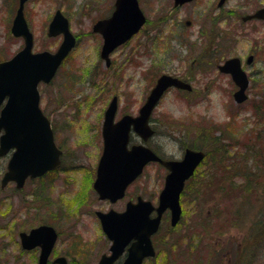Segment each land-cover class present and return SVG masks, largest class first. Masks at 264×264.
<instances>
[{
  "label": "rangeland",
  "instance_id": "374dc122",
  "mask_svg": "<svg viewBox=\"0 0 264 264\" xmlns=\"http://www.w3.org/2000/svg\"><path fill=\"white\" fill-rule=\"evenodd\" d=\"M114 1L31 0L25 4L26 19L34 38V52H53L59 45L60 36L48 38L46 35L47 25L57 9L68 19L70 31L79 39L53 80L47 85H39L40 108L49 118L55 141L64 154L57 171L60 174H51L43 185L47 188L44 196L37 194L36 197L39 204L51 205V214L54 209L72 206L76 197H82L81 185L77 187L72 182L94 170L102 150L103 113L112 97H118L115 118L127 108L134 116L137 112L133 113L132 108L144 101L160 74L184 79L189 73L195 90L193 95H178L171 89L164 95L151 117V123L155 122L160 134L177 126L179 130H185L194 148L206 150L210 145L209 137H217L227 145L223 148L229 155L236 156L234 152L237 151V156L240 152L244 156L243 143H252L251 129L257 127L250 113L255 102H264V78L252 79L247 91L248 100L238 106L231 97V83L213 66V60L218 63L234 56L245 57L251 53L253 44L258 55L264 57V30L255 32L236 26V0H228L219 9L218 16H213L219 13L217 0H194L177 8L173 7V0H137L146 24L127 44L110 55L114 67L107 71L97 54L102 42L98 35L92 34L91 27L99 17H108L112 13ZM16 8L17 0H0V61L13 56L23 44L20 38L10 33ZM186 21L190 22L189 26ZM195 59L199 61L198 65L191 63ZM202 59L204 61L200 63ZM254 65V70L260 67L258 62ZM187 108L200 110L189 115ZM196 117L200 118L199 121ZM258 128H264V125ZM203 131L208 132L206 138L201 137ZM160 134L150 141L149 146L156 151L173 152L175 145ZM256 150V157L250 155L249 162L257 165L258 180L250 189L244 188L246 180L242 175L228 170L225 162L233 161L230 156L218 169L237 187L229 196L213 193L210 181L215 175L209 167L207 175H196L189 181L179 224L172 228L169 222L166 223L158 235L156 241L160 248L155 264H229L228 258L231 264H235L239 256L244 260L237 264H264V237L254 238L257 233L264 236V136L256 141ZM8 159L9 155L0 158V176L6 170ZM235 161L237 170L242 169V161ZM207 164L210 166L211 163ZM142 175L146 178L143 196L155 201L163 187L164 170L148 165ZM31 189L32 186L28 185L19 194L12 192L11 187L0 189V264H29V257L21 253L18 233L26 231L30 225H38L40 220L28 218L27 223L23 214L19 220L12 219V214L14 211L25 212L35 202V196L29 195ZM83 196L92 206L94 195L84 192ZM217 198L221 201H216ZM55 204L59 206L55 208ZM103 207L102 203L96 205L98 209ZM54 223L55 219L49 217V224ZM73 230L75 235L84 239L93 240L103 235L88 219H83ZM74 251L67 247L70 257ZM85 260L91 261V256L86 255Z\"/></svg>",
  "mask_w": 264,
  "mask_h": 264
},
{
  "label": "water",
  "instance_id": "95a60500",
  "mask_svg": "<svg viewBox=\"0 0 264 264\" xmlns=\"http://www.w3.org/2000/svg\"><path fill=\"white\" fill-rule=\"evenodd\" d=\"M27 1L18 0V8L10 28L12 36L23 39V47L9 60L0 62V157L13 149L1 186L15 181L17 188L23 186L27 176L34 178L59 166L60 151L54 143L50 122L39 108L37 86L40 82L47 84L51 81L75 45V37L70 32L67 18L57 10L48 24L47 36L62 35V42L55 52H33V35L23 13ZM191 1L173 0V5L177 7ZM224 2L225 0H219L217 6L221 7ZM252 18H264V8L244 19ZM145 21L137 0H115L111 16L98 20L93 25V32L99 33L103 39L100 57L106 61L107 66L110 52L135 35ZM189 24L190 22H186V25ZM218 69L230 74L238 87L233 94L235 102L245 101L249 81L240 67L239 59L230 58ZM169 87L191 89L184 81L163 74L148 94L138 116H124L117 123H113L117 109L116 97L112 98L104 113L101 130L103 151L97 166V178L93 183L100 199H109L112 202L120 199L126 186L140 175L148 162L160 161L169 169V174L165 177L164 187L159 195L155 218H149L153 210L151 203L140 198L136 205H127L121 214L113 211L98 214L103 232L112 241L110 250L113 253L111 257L103 256L98 264H111L132 239L135 240V249L130 252L124 264H140L144 257L154 256L150 237L158 229L162 212L167 208L171 211L172 226L179 220V194L184 181L193 174L204 153L187 149L183 160L163 162L143 145L127 148L131 126L144 142L153 134L148 125L149 117ZM20 238L25 249L35 246L42 248L39 264H44L56 239V233L49 226H40L32 229L29 234L20 233ZM56 262L65 264L62 258Z\"/></svg>",
  "mask_w": 264,
  "mask_h": 264
},
{
  "label": "flooded vegetation",
  "instance_id": "af4514ba",
  "mask_svg": "<svg viewBox=\"0 0 264 264\" xmlns=\"http://www.w3.org/2000/svg\"><path fill=\"white\" fill-rule=\"evenodd\" d=\"M214 1L215 0H213V2ZM217 1H216V3H217ZM227 1L228 0H226L225 3ZM236 2H237V7H236L237 12L235 13L233 11V13H235L234 15H235L236 19H238L236 22V26H239L240 29H250L252 31L256 30L255 32L263 31L264 30V19H247V20H244V18L247 16L253 15L258 9L264 8V0H236ZM228 13H231V11ZM215 15L216 16L220 15V10H219L218 14H214L213 16H215ZM104 18H106V17L101 16L97 20L104 19ZM223 19H225V17ZM93 24H92V26H93ZM91 32H92V27H91ZM92 34L98 35L100 37V42H102V38L99 34L93 33V32H92ZM101 44L98 46V50H97L98 55L100 54ZM251 47H252L251 53L247 54L243 58L238 57L240 60L241 68L247 74V77H248L249 82H250L249 83L250 86L252 85V82H253L252 79H254V77L264 78V57H261V55H258V52L256 50V45L253 44ZM263 49H264V45H263ZM109 57H110L109 66L106 67V68H108L107 71H109L110 69H112L114 67V61H112L111 56H109ZM259 57H261L262 59L259 60ZM202 61H204V60L203 59L200 60V63ZM224 61L225 60L217 63L216 60H213V66L215 67V69L217 70V72L220 76L227 78L228 81L231 83V86H232L231 96H232L233 92L237 88L233 84L231 76L229 74L222 73L218 70V65L223 63ZM256 62H258L260 64V67H258L257 69L254 70V67H255L254 63H256ZM191 63L192 64L197 63V65H198L199 61L195 59V60H192ZM103 64L105 66L104 62H103ZM136 67H138V66H136ZM110 73H112V72H110ZM142 76H143V73H142ZM192 78H193L192 75L188 73L187 77H185L184 79L187 80L192 86V83L194 81V80H192ZM193 92H194V88L192 87L191 93H193ZM117 101H118V97H117ZM141 104L137 108H132V112L138 113V110H139ZM195 110H200V109H197V108H187L186 109V111L188 112L189 115H192V113ZM130 112H131V110L129 108H127L125 113H123L119 118L118 117L115 118V121L119 120L123 115H130ZM116 115H117V113H116ZM199 117H201V116H199ZM196 118H197V121H199L200 118H198V117H196ZM191 119H194V118H191ZM171 126H173V125H171ZM152 127H153L155 133H154V136L150 139V141L156 135L160 134L159 131H156L155 122H153ZM176 127L170 128L169 132L164 131V133L160 134V135H163L164 137H167V139H169L175 145L174 150L171 153H167L164 150L155 151L156 154L162 160H173V161L181 160L183 158L185 151L187 149H190L193 147V146H191L190 141L187 139V135H186L185 130L183 128H181V130H179ZM207 135H208V132H206V131L201 132L202 138H206ZM135 137L136 136L134 134H131V142L132 143H138L137 141H135L136 140ZM198 142H200V141H198ZM150 164L154 165L157 169H163L164 170V177H165V175L167 174V170L162 165H160L159 163H150ZM206 169H208V164H207L206 155H205V158L200 162V164L196 168L194 174L184 181V186H183V189L180 193V200H179L182 212H183V207H182L183 206V197H184V193L187 190V187H189V185H188L189 181L191 179H193L196 175H207L208 172H206ZM95 170H96V165H95L94 170L91 172L90 175H81L77 181L73 180L72 184H74L75 186L78 187V185H81L82 189L79 191L83 192L82 197L80 199L78 197H76V199H75L76 202L72 206H70V207L64 206L63 208L65 210L61 209V208H57L56 210L54 209V211H53L54 213L51 214L50 210H49L50 209L49 207L51 205H47L44 203L39 204L37 199L35 198V202H33L29 208L27 207L25 212H23V211H20V213L16 212V211L13 212L12 219H15V220H19L20 218H18V217L21 216L22 214H23V217H22L23 220L26 221L27 223H28V218L35 219L37 217L40 220V221L38 220L39 221L38 225H36V226L30 225L26 231L22 230L20 232L27 233L31 229L38 227L39 225H50L54 228L57 237H56V240L53 244V248L51 249V252L49 253V255L47 257L45 264H58L56 262V260L58 258H61V257L65 258L66 264H97L103 255H107V256L111 255L110 247H111L112 243L104 235H102V238H94L93 240L89 237H88V239H84L81 236L75 235L74 234L75 230H73V229L79 227L81 225V222H83V219H88V220L92 221L93 223H95L101 231L100 222H99V219L97 217V212L106 213L110 210H113L117 213H121L125 210L128 202H136L138 197H141L142 199L146 200L143 196L144 191H145V180H146V178H144L145 175H138V177L135 178V180L126 187L125 195L121 199H119L113 203L109 202L108 200L98 199L96 193L93 191V188H92V184L96 178ZM51 174H52V176H58L60 174V172H58V173L57 172L44 173L43 176L37 177L34 179L27 178L24 181V185L21 189L17 188L16 182H14V181H10L7 184H5L4 186H1V180H2V176H3V174H2L0 176V189H5L6 187H11L12 192H14L15 194H19L25 187H27L29 185V187L32 186V189L30 190L29 195L37 196V194L43 193L44 190L47 189L43 185H44V182L46 181V179H48L49 175H51ZM61 176H65V175H61ZM85 185H86V189H84ZM36 191L38 193H36ZM84 192H86V194L90 193V194L94 195L95 200H94V203L92 204V206H90L89 202L87 201L88 198L86 196H83ZM129 193H131V194H129ZM189 193H190V191H189ZM77 195H79L78 192H77ZM151 201L155 202V205L157 204V198L155 199V201L154 200H151ZM98 203L104 204L105 207L99 208V209L96 208V205ZM57 206H59V205L55 204V208ZM84 207H88V208L85 209ZM89 208H92V209H89ZM155 215H156L155 212L151 213V217H154ZM49 217H52L53 219H55V223L53 225L49 224ZM169 219H170L169 211L163 212V214L161 215V220H160L161 231L163 230V227L165 226V224L169 222ZM19 233H18V244H19L21 253L26 254L29 257V264H38V258H39L40 252H41V248L40 247H34V248L29 249V250L23 249L21 247V244H20ZM157 238H158L157 234L152 237V244L156 250H158V248H160V245L156 241ZM72 239H75V241H73ZM73 243H74V246H71ZM133 243H134V240H132L131 242L126 244L122 248L120 253L117 255V257L111 261V264H124L125 260L128 258L129 250L132 248ZM156 243L158 244V247H157ZM66 244H70V246H66ZM62 245L65 248H63ZM67 247H70L71 249L75 250L72 253L73 254V256H71L72 258L69 256V254L67 252ZM91 248H94V250L89 251V249H91ZM86 255L91 256V261L88 262L87 260H85ZM224 256H229V254H224ZM83 258H84V260H83ZM157 260L154 258H148V259L145 258L142 260L141 264H155L157 262ZM240 260L243 263L244 259L239 256V258L235 262V264L240 262ZM34 261H35V263H34ZM228 262H229V264H231V259L228 258Z\"/></svg>",
  "mask_w": 264,
  "mask_h": 264
},
{
  "label": "trees",
  "instance_id": "16d2710c",
  "mask_svg": "<svg viewBox=\"0 0 264 264\" xmlns=\"http://www.w3.org/2000/svg\"><path fill=\"white\" fill-rule=\"evenodd\" d=\"M254 110L252 111L254 122L256 124L255 129H251V138L252 143H243L244 156H241V152L239 153V156H237V151L234 152L235 155H229L227 150L223 147H227L226 144L221 143V140L217 137H209L210 145L208 146V163H211L210 166L208 165L209 169H213V175L211 176L210 186L214 187L212 190L215 194H220L222 196H229L231 190L237 188L234 183L228 182L229 179L226 175L222 174L218 169H221V165L224 164L226 158H229L233 161H226L225 163L228 164L227 168L228 170L232 172H236V175L240 174L245 178L246 182L244 183L245 189H250L252 187V183L256 182L258 180V167L256 164H251L249 162L250 155L255 156V153H258L256 150V141L260 139L262 136H264V128H258V126L264 125V102L262 104H259L258 102H255L253 104ZM238 145L242 146V144L237 143ZM263 152V150H261ZM256 157V156H255ZM235 159H240L242 161L243 168L238 169L236 168L237 162ZM228 162V163H227ZM225 165V164H224ZM241 165V164H240ZM217 168V169H216ZM230 168H233L234 170H231ZM218 173H221L218 175ZM215 178V181L213 182V179ZM254 178V179H253ZM221 201L219 198L216 199V201ZM240 213V211H238ZM254 235V234H253ZM264 236H260V234L254 235V238H262Z\"/></svg>",
  "mask_w": 264,
  "mask_h": 264
}]
</instances>
